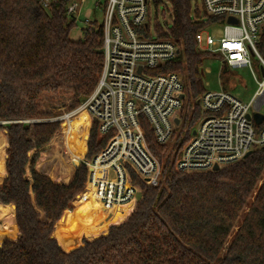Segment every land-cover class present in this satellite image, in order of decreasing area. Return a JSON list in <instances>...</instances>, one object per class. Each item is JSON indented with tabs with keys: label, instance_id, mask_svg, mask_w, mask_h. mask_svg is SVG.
I'll return each instance as SVG.
<instances>
[{
	"label": "trees",
	"instance_id": "trees-1",
	"mask_svg": "<svg viewBox=\"0 0 264 264\" xmlns=\"http://www.w3.org/2000/svg\"><path fill=\"white\" fill-rule=\"evenodd\" d=\"M43 1L0 0V130L7 134V148L0 136V173L5 148L7 156L0 183V264H264V148L218 171L176 170L177 152L201 117L197 100L206 90L203 64L210 56L197 50L194 36L215 23L195 0L154 1L156 8L167 3L171 12L170 26L155 22L156 36L182 47L178 59L155 72L179 73L187 97L184 122L171 145L159 146L143 127L150 151L162 162L160 183L149 188L132 175L141 190L140 196L130 187L133 208L95 239L81 233L78 241L68 240L59 225L72 214L68 210L85 188L87 169L77 163L72 175L58 167L41 171L47 149H58L62 123L52 121L60 114L42 111L40 99L70 93V111L85 102L101 73L103 32L86 26L81 40H71V0H50L47 7ZM257 48L264 57V33ZM84 127L70 133L78 152ZM105 142L93 123L81 157L92 159ZM104 177L105 168H95L88 181ZM83 206L93 223L101 214L111 220L95 199Z\"/></svg>",
	"mask_w": 264,
	"mask_h": 264
},
{
	"label": "built area",
	"instance_id": "built-area-1",
	"mask_svg": "<svg viewBox=\"0 0 264 264\" xmlns=\"http://www.w3.org/2000/svg\"><path fill=\"white\" fill-rule=\"evenodd\" d=\"M75 1L71 0L67 10L72 16L83 2ZM154 1L103 0L99 26L103 32V64L98 82L79 108L52 119L62 123L58 136L62 147L73 141L67 125L79 110L88 114L89 127L96 124L98 138H105V145L92 159L81 157L78 163L85 165L87 179L95 168L111 172L113 183L108 184L106 193H121L123 185L139 188L132 184V175L149 188L158 186L162 162L150 151L143 127L150 129L156 144L167 147L174 142L184 122L187 97L182 76L174 71L155 72L178 59L182 47L171 39L156 36L157 20L151 23L149 18ZM49 2L44 0V6ZM195 3L207 17L215 19V23L194 36L197 50L219 60L225 70L252 71L254 59L261 73L264 57L257 44L264 33V0H195ZM86 26L97 27L93 22H87ZM211 26L222 28L220 38L205 34ZM197 105L201 117L177 152V171L186 174L213 171L215 166L220 169L264 148V121L257 125L252 119L264 107V76L247 103L227 91L205 90ZM80 138L84 140V136ZM87 185L88 180L86 188Z\"/></svg>",
	"mask_w": 264,
	"mask_h": 264
},
{
	"label": "rangeland",
	"instance_id": "rangeland-1",
	"mask_svg": "<svg viewBox=\"0 0 264 264\" xmlns=\"http://www.w3.org/2000/svg\"><path fill=\"white\" fill-rule=\"evenodd\" d=\"M80 2L81 0L75 1V3L78 4ZM102 9L103 0H83L82 4H80L79 6L78 13L73 15L75 19V27L70 32V39L73 41L81 40L83 38L82 30L86 26L87 22H93L97 26H100L102 24ZM170 16V6L167 3H160L157 8L154 6V4L150 5L149 18L151 23L156 19L161 25L170 26ZM205 34L211 35L214 38H220L222 36V28L219 26H211L205 30ZM209 58L210 59H207L203 64V69L207 70L203 71L205 72L203 75L205 89L209 92H216L221 90L227 91L241 102H249L257 90V82H260L262 80L261 73L257 68L255 60L252 59V71H250L249 69L225 70L219 60H216L212 56H210ZM71 101L72 96L67 92H61L57 95L47 94L40 99V106L42 108V111H55L57 114H60L58 116L60 117L64 113L66 114L72 112L69 109ZM260 113L261 115H264V107H262ZM86 139L87 136L86 133H84V140L81 139L82 147L80 148V152L76 150V146L74 145L73 141H69L70 150H68L67 146H60V140H57L58 149H47L46 159L44 161V164H42L41 166V171L43 173H48L53 168L58 167L62 171L72 175L73 164H77L81 159V152L85 149ZM75 155H78V158H76ZM104 178L98 180L92 179L88 182L95 184L96 182H102ZM260 183L261 181L258 183V185H260ZM128 187L130 188V186ZM99 195V193L95 192L94 188L90 190H87L86 188L75 198L72 204V214H65L62 217L59 225L60 230L63 233H67L68 240L71 239L78 241L80 239L81 233L84 235V239L88 240L94 239L95 237L101 235L105 232L108 223L112 220H115L122 213H124V211L130 209L134 205L136 200L135 198L134 202L129 207H127L119 216L114 218L108 216L111 220L106 219L103 214H101L98 222L95 224L93 223V216L91 215V212L86 210L87 207L84 208L83 203L89 198H93L96 201V198ZM100 207L105 213V209L103 208V206L100 205ZM246 210H248V208H245V211ZM235 230L236 228L234 229V231ZM70 246L71 245H69V247Z\"/></svg>",
	"mask_w": 264,
	"mask_h": 264
},
{
	"label": "bare ground",
	"instance_id": "bare-ground-1",
	"mask_svg": "<svg viewBox=\"0 0 264 264\" xmlns=\"http://www.w3.org/2000/svg\"><path fill=\"white\" fill-rule=\"evenodd\" d=\"M90 123L91 121L88 114L84 110H79L68 123L72 124V130L70 131V133L80 131L81 125L85 124V127L83 129L84 132L82 131L81 134L82 136H84V133L89 127ZM105 173V178L102 182H96L95 184L88 182L87 190L94 188L95 192L100 194L99 196H97L96 201L101 206H103L107 216L114 218L119 216L127 207H129L134 202L135 195L131 191V188L128 187V185H123V189L121 191L122 194L115 192L106 193L107 189L110 187H108V184L113 183V177L111 175V172L107 168H105ZM133 206L131 208H133Z\"/></svg>",
	"mask_w": 264,
	"mask_h": 264
},
{
	"label": "crops",
	"instance_id": "crops-1",
	"mask_svg": "<svg viewBox=\"0 0 264 264\" xmlns=\"http://www.w3.org/2000/svg\"><path fill=\"white\" fill-rule=\"evenodd\" d=\"M1 135H4L5 136V140H6V148H7V134H6V130H0V136ZM6 148H5V160H4V162H3V171L0 173V183L2 182V180L6 177V169H5V162H6V158H7V156H6ZM42 164H44V161L41 163V165L40 166H42ZM136 188V187H135ZM138 189V191H139V193H140V195H141V190L139 189V188H137ZM69 212L70 211H73L72 209L71 210H68ZM66 212V211H65ZM64 214V213H63ZM108 230V229H107ZM17 236H18V232H17ZM82 239L83 238H81V240H80V245H81V241H82ZM88 240V239H87ZM79 245V246H80ZM79 246H77V247H79ZM77 247H75V248H77ZM74 249V248H73ZM72 250V249H71ZM65 252H67V251H65Z\"/></svg>",
	"mask_w": 264,
	"mask_h": 264
},
{
	"label": "water",
	"instance_id": "water-1",
	"mask_svg": "<svg viewBox=\"0 0 264 264\" xmlns=\"http://www.w3.org/2000/svg\"><path fill=\"white\" fill-rule=\"evenodd\" d=\"M231 21V20H230ZM261 75L262 76H264V70H261ZM252 119H253V121L255 122V124H260L262 121H264V115H261L260 113H258V112H255L254 114H253V116H252ZM193 134H194V132H193ZM213 171H218L219 170V168L217 167V166H215L213 169H212ZM107 234V232L104 234V235H106ZM99 237V236H98ZM97 238V237H96ZM95 239V238H94Z\"/></svg>",
	"mask_w": 264,
	"mask_h": 264
}]
</instances>
